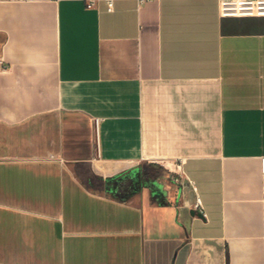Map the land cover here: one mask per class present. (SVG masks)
I'll use <instances>...</instances> for the list:
<instances>
[{"label":"crops","instance_id":"0c3cea01","mask_svg":"<svg viewBox=\"0 0 264 264\" xmlns=\"http://www.w3.org/2000/svg\"><path fill=\"white\" fill-rule=\"evenodd\" d=\"M263 155L264 16L0 0V264H264Z\"/></svg>","mask_w":264,"mask_h":264},{"label":"built area","instance_id":"2783aa9c","mask_svg":"<svg viewBox=\"0 0 264 264\" xmlns=\"http://www.w3.org/2000/svg\"><path fill=\"white\" fill-rule=\"evenodd\" d=\"M88 8L93 7L94 0H85ZM109 10L113 9V0H108ZM220 13L222 16H264V0H220ZM100 119H95V126L98 129ZM261 171L264 175V155L261 156ZM195 207L204 216L200 199L198 198Z\"/></svg>","mask_w":264,"mask_h":264},{"label":"rangeland","instance_id":"374dc122","mask_svg":"<svg viewBox=\"0 0 264 264\" xmlns=\"http://www.w3.org/2000/svg\"><path fill=\"white\" fill-rule=\"evenodd\" d=\"M148 173H155V174H159L161 173L160 170L158 168H154L153 166L151 165H146V171H145V175L148 174ZM93 183L94 184H99L100 183V180L98 178H94L93 177Z\"/></svg>","mask_w":264,"mask_h":264}]
</instances>
